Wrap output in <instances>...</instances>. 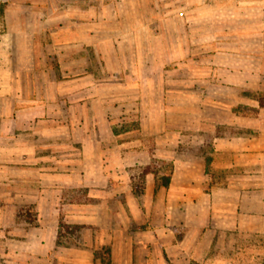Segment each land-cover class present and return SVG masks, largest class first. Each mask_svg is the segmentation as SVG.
I'll return each mask as SVG.
<instances>
[{
    "label": "crops",
    "instance_id": "crops-1",
    "mask_svg": "<svg viewBox=\"0 0 264 264\" xmlns=\"http://www.w3.org/2000/svg\"><path fill=\"white\" fill-rule=\"evenodd\" d=\"M224 1H220L221 17L231 16V27L225 30L221 23L218 34L231 38L232 55L237 56L232 58V67L247 69L238 70L241 78L237 75L232 84L239 85L245 72L256 84L264 78V0H232L225 8ZM118 15L119 19L113 14L117 21L106 26H92L87 38L72 39L69 47L73 54L67 60L75 68L71 77L48 80L37 76L34 87L31 80L24 79L22 89L17 88L14 70L7 74V81L0 79V243L4 245L0 256L5 264H31L33 259L50 263V258L57 255L73 258V262L74 257L84 255L91 264H100L98 258L94 259V250L86 248L94 242L110 246V264H133L132 242L122 243L129 231L115 218L113 221V204L122 223L127 212L126 219L142 225L141 231L156 232L157 236L153 233L139 242L140 249L144 243L160 241V228H167L172 239L170 226L174 225L186 227L179 243L189 228L197 231L204 226L207 232L264 230V211L253 210L250 205L256 196L264 200V106H259L253 96L251 102L244 103L256 108L254 119L241 117L235 111L241 105H236L229 110L230 118L216 121L247 133L214 135L209 169H231L232 174L229 181L209 184L203 160L175 156L177 139L171 135L179 132L159 122V81L151 78L155 77V62H147L148 76L137 69L145 62L135 54L145 29L138 22H120L126 17L134 19L132 13ZM135 15V19L143 18ZM156 17H161L159 11ZM52 31L57 34L55 29ZM76 34L80 35L79 31ZM53 41L52 47L59 51L56 54L63 57L60 49L65 51L62 45L66 43ZM45 44L44 49L50 45ZM8 45L12 54L2 56L11 66L15 63V45ZM245 47L251 55L240 62L238 52ZM31 50L29 46V57ZM125 51L128 54L124 55ZM59 65L65 67L62 62ZM26 82L28 87L24 86ZM249 87L263 89L259 85ZM132 109L137 111L138 122L116 129L112 118ZM36 131L47 140L43 154H32L31 136ZM152 158L172 162L169 184L154 194V178L147 173L143 195L137 197L131 187L135 166L146 165ZM255 174L261 181L257 189L252 185ZM27 206L34 211L33 223L24 219L17 223V211ZM65 209L71 211L72 222L87 230L72 246L57 244L58 221L60 216L67 217ZM15 238L23 243V249H13ZM119 243L124 244L120 251ZM15 259L24 261L17 263Z\"/></svg>",
    "mask_w": 264,
    "mask_h": 264
},
{
    "label": "rangeland",
    "instance_id": "rangeland-1",
    "mask_svg": "<svg viewBox=\"0 0 264 264\" xmlns=\"http://www.w3.org/2000/svg\"><path fill=\"white\" fill-rule=\"evenodd\" d=\"M220 1L0 0V79L7 81V74L11 75V71L14 70L17 88L22 89L24 79L25 81L31 80L33 83V79L37 76L39 78L44 76L48 80L54 77H71L75 68L67 60L73 54L69 47L72 39L75 37L85 39L90 28L103 27L107 23L117 21L113 18V14L119 19V12L124 13V16L132 13L131 16L134 19L126 17L120 22L123 25L125 20L133 23L138 22L141 28L145 29L141 33L140 41L138 38L136 44L139 50L135 52L138 59L145 62L140 64L137 69H140L143 76H148L150 73L147 62H155L153 71L155 77L151 78H154V81L157 78L159 81V122L161 125L169 124L173 131L179 132L175 133L176 135H171L177 139V143L173 147L175 156L198 161L201 159L204 163V158L210 157L214 135L247 133L245 129L232 125L221 126L216 121L221 117L225 120L230 118L232 111L229 110L236 105L244 107V113L239 112L241 117L254 119L256 112L249 109L244 102H251V97L256 93H264V78H262L263 81L260 80L256 84H252L247 72L242 74L239 85L232 84L234 83L233 78L234 80L238 78L237 75L241 78V72L239 73L238 70L247 69L246 67H232V58L237 56L236 54L234 57L232 55L231 38L226 35L221 37L218 34L219 30L217 31V29L221 23L224 22L225 30L231 27V16L221 17L222 4ZM231 1L225 0L224 8L231 6ZM158 11L161 14L160 18L156 17ZM137 13L138 18L141 16L143 18L135 19ZM73 28H79L77 31L80 35L76 34L77 31H72ZM54 29L57 34L52 31ZM155 33L158 35L155 36ZM53 39L59 40L58 43H66L62 45L66 48L65 51L60 49V52L64 54L63 57H59L56 54L59 51L55 50L56 47H52V44L55 43ZM45 43H50V45L44 49L43 44ZM8 44L15 45V51H13L15 63H12L14 66H9L7 59L4 61L2 56V54L5 56L8 53L12 54V47L11 45L9 47ZM29 46H32L31 57L28 54ZM23 48L27 51L25 52ZM123 53L124 55L128 54L127 51ZM238 53L240 62H246L247 56L251 55L246 47ZM59 62H62L65 67L60 65L58 67ZM33 64L37 67L33 68ZM243 78L244 81H242ZM25 85L28 87L27 82ZM255 85H259L263 89L254 90L249 87ZM132 110L122 116L118 114L112 118L116 129H120L124 125L132 126L138 122L137 111ZM223 110L230 113L222 112ZM243 114L246 115L243 116ZM31 140L32 154L45 153L44 148H47L45 141L47 140L42 134L38 131L33 132ZM146 165L135 166V178L131 180V187L140 183L138 175ZM231 171V169H223L216 172L209 169V184L216 180L229 181ZM234 174L239 175V172H234ZM257 177L258 174H255L252 181V185L256 189L261 183ZM207 188L204 186L205 190ZM250 205L253 210L264 211V200L259 201L258 196L250 201ZM112 207L113 221L117 220L118 223L124 224L129 231L126 233L127 236L122 237L125 239V242L122 243L132 242L133 264H264V230L245 232L219 229L207 232L204 226L197 231L189 228V232H186L187 236L179 243L178 241L185 235L186 227L174 225L170 226L172 241L168 237V229L160 228V241H155L153 244L144 243V248L140 249L139 246L142 243L139 242L145 239V236L151 237L153 233L157 236L156 232L141 231L142 225L126 219L127 212L126 216H123L122 223L116 216L115 205L113 204ZM64 212L67 219L64 216L62 219L68 227L60 230L59 240L61 245L72 246L87 230L84 225L72 222L74 219L69 217L70 210L65 209ZM32 217H34V211L31 206H27L25 210L17 211L16 222L23 223L24 219L27 223H33L28 221ZM20 227H23V224H20ZM152 228L150 229L152 230ZM92 234H95L94 228ZM19 240V238H15L12 245L16 251L23 249V243ZM3 246L0 243V252ZM30 246H33V243H30ZM102 246L104 245L94 242L91 245H86V248L98 251ZM117 246V250L120 251L124 244L119 243ZM58 256L50 258V263H46L45 260L33 259L31 264H80L83 262L91 264L90 259L84 255L74 257L76 262L72 261L73 258L66 256L58 258ZM138 256L140 258H137ZM142 257L146 259L143 261ZM14 261L23 263L24 260L15 259ZM5 263L6 261L0 256V264Z\"/></svg>",
    "mask_w": 264,
    "mask_h": 264
},
{
    "label": "trees",
    "instance_id": "trees-1",
    "mask_svg": "<svg viewBox=\"0 0 264 264\" xmlns=\"http://www.w3.org/2000/svg\"><path fill=\"white\" fill-rule=\"evenodd\" d=\"M254 99L257 100L258 105L263 107L264 106V93H257L254 95ZM242 106H238L235 108V111L242 112L243 111ZM251 110L256 111V108H249ZM211 157H205L204 158V165H205V172H209V163H210ZM173 164L171 161H164L160 159H152L139 173L138 178L140 179L139 184L132 185V192L135 196L140 197L144 192V184H145V175L147 173H152L154 178V194L157 193V191L161 187H167L170 181L171 173H172ZM35 218H29V222H33ZM67 224L64 223L62 216L59 217L58 221V239L57 244H61L60 242V230L62 228H67ZM94 259L98 258L100 261V264H110L111 263V248L108 245H104L100 248L98 251H94Z\"/></svg>",
    "mask_w": 264,
    "mask_h": 264
}]
</instances>
